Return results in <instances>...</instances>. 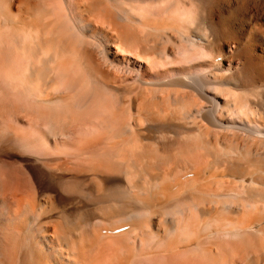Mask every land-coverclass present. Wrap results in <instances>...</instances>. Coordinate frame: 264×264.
<instances>
[{
    "label": "bare ground",
    "instance_id": "bare-ground-1",
    "mask_svg": "<svg viewBox=\"0 0 264 264\" xmlns=\"http://www.w3.org/2000/svg\"><path fill=\"white\" fill-rule=\"evenodd\" d=\"M6 1L0 264L264 259V0Z\"/></svg>",
    "mask_w": 264,
    "mask_h": 264
},
{
    "label": "rangeland",
    "instance_id": "rangeland-1",
    "mask_svg": "<svg viewBox=\"0 0 264 264\" xmlns=\"http://www.w3.org/2000/svg\"><path fill=\"white\" fill-rule=\"evenodd\" d=\"M8 1V0H7ZM6 1V2H7ZM10 1V0H9ZM8 1V2H9ZM96 1V0H95ZM104 0H102V2L101 3H99L98 4V2H100V0L98 1L97 0V4H96V2L94 3V4H96V6H101L103 3H105L106 4V1L105 2H103ZM3 2H5V0H3ZM7 2V3H8ZM12 2H13V0H12ZM5 4V3H4ZM17 5V4H16ZM104 6H107V5H104ZM191 7V6H190ZM193 7V6H192ZM190 8L191 10H193V8ZM195 10V9H194ZM194 10L192 11V12H194ZM13 11H14V13H13ZM196 11V10H195ZM98 13V10L96 9L95 10V15ZM12 14L14 15V14H16V9L15 8H12ZM259 23V25L258 26H260V27H262L263 25L262 24H264V20L263 21H260V22H258ZM123 27V26H122ZM121 27V28H122ZM125 28V29H124ZM124 28H122L121 29V31H123V32H125L126 33V31L128 30H126V27H124ZM125 30V31H124ZM248 32V31H247ZM246 32V33H247ZM198 33V32H197ZM200 34L202 33V34H205V33H203V32H199ZM244 39L246 40V41H244ZM244 39H243V44L241 45V48L243 49V50H246L247 48H249L250 46H253V45H255V40L252 38V37H250V36H248V33L246 34V36L244 37ZM246 44V45H245ZM244 45V46H243ZM168 47H169V45H167ZM171 48V47H170ZM258 48L257 49H255V52L253 53V55L254 56H256L257 54H258ZM173 54L175 55V50H173ZM256 54V55H255ZM226 61H228V60H226ZM195 62H197V63H195L194 64V66L197 64L198 65V60H196ZM225 62V61H224ZM196 65V66H197ZM209 66H210V62H209ZM207 68H208V70L211 68V66L210 67H208L207 66ZM210 71V70H209ZM253 85H255V86H253ZM261 86L262 87H264V80H262V82L260 81V82H254V83H252V85L251 86H249V89H247V90H250V91H252V90H255V89H259V88H261ZM164 103H166V105L164 104ZM162 105H161V107H162V109H163V111H164V113L166 114H169V115H172V114H175V112H176V110L178 111V106H176L175 107V105H173V106H171L172 104H170V103H168V102H164ZM169 104V106L171 107V109H169L170 107L168 106V104ZM146 105V104H145ZM164 105H165V107H167V111L165 110L166 108L164 107ZM148 107V106H147ZM176 108V109H173V108ZM171 110H173V112L171 111ZM166 111V112H165ZM171 111V112H170ZM171 113V114H170ZM177 113V112H176ZM193 139V140H192ZM191 139V141H190V143H192V144H199V140H198V138H195V137H193ZM213 139H214V141H213ZM227 140V143H226V140ZM228 139H230V138H224L223 140L225 141V143H224V141L223 140H221V142H223L225 145H227L226 146V148H229V149H233V147H235L236 145V148L235 149H239L241 146H243V144H244V141L242 142L241 140H240V142H239V139H238V143L236 142V141H233V140H228ZM210 141V143L208 144V142ZM208 142H206L208 145V147H206V148H209L210 147V150L209 149H207V150H209V152L213 149L214 151H213V154H218L219 152H220V148H219V145H218V143H216L217 141H216V139L215 138H211L210 140H209ZM232 141V142H231ZM214 142L216 143V144H214ZM241 142H242V145H241ZM230 143V144H229ZM237 143V144H236ZM205 144V141H203V144L202 145H204ZM212 144H214V146L215 147H213V145ZM233 144H234V146H233ZM211 145H212V147H211ZM224 145V146H225ZM229 145V146H228ZM231 145V146H230ZM204 146H206V144L204 145ZM233 146V147H232ZM244 146H246V143H245V145ZM238 147V148H237ZM164 148H165V150H164ZM164 148H162L163 150H157V151H152L151 150V148H147V149H150V150H146V148L143 150V154H144V156H145V158L146 159H144V161L145 162H148V163H144V164H148V165H150V164H152V163H154V162H156L157 161V159L159 160V158H160V161L162 160V159H166V158H171V161H174V160H177L178 158H179V161H180V159H182V158H186L187 159V157L185 156V154L184 153H182L181 151H180V149H179V157L178 158H176V156H178V155H176L175 153H176V151H174V148H169V146H168V148L167 147H164ZM168 151H167V150ZM159 151H161V153L159 152ZM163 151V152H162ZM166 153H165V152ZM160 153V155L158 154V153ZM175 152V153H174ZM212 152V151H211ZM194 153V152H193ZM169 154V155H168ZM174 154H175V156H174ZM184 154V157L182 156ZM156 155V156H155ZM168 155V156H167ZM147 156V157H146ZM155 156V157H154ZM160 156V157H159ZM189 156H190V154H189ZM154 157V158H153ZM165 157V158H164ZM176 158V159H175ZM151 159H153L152 161H154V162H152L151 163ZM168 160V159H167ZM167 160H165V161H167ZM163 162H165L164 160H162ZM161 161V162H162ZM178 162V161H177ZM255 163H257V165H259L260 166V164L262 165V166H264V160H262V159H259L258 160V162H255ZM254 162H253V164L254 165H256ZM258 166V167H259ZM264 168V167H263ZM263 181H264V178H263ZM264 259H262V260H260V261H253V262H256V264H264V261H263ZM253 262H251L250 264H255V263H253Z\"/></svg>",
    "mask_w": 264,
    "mask_h": 264
}]
</instances>
